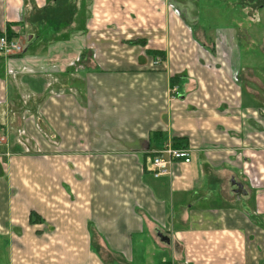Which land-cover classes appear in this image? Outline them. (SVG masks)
I'll use <instances>...</instances> for the list:
<instances>
[{
  "label": "crops",
  "instance_id": "obj_1",
  "mask_svg": "<svg viewBox=\"0 0 264 264\" xmlns=\"http://www.w3.org/2000/svg\"><path fill=\"white\" fill-rule=\"evenodd\" d=\"M199 10L0 0V264H264V79Z\"/></svg>",
  "mask_w": 264,
  "mask_h": 264
},
{
  "label": "rangeland",
  "instance_id": "obj_2",
  "mask_svg": "<svg viewBox=\"0 0 264 264\" xmlns=\"http://www.w3.org/2000/svg\"><path fill=\"white\" fill-rule=\"evenodd\" d=\"M199 19L194 30L205 31L211 36L233 30L234 43H239V78H246L250 84L256 81L257 72L264 75V0H200ZM259 15V22L256 17ZM160 65L161 57L155 58ZM237 65V64H236ZM237 67V66H236ZM248 68L255 69L250 70ZM173 93V92H172Z\"/></svg>",
  "mask_w": 264,
  "mask_h": 264
},
{
  "label": "built area",
  "instance_id": "obj_3",
  "mask_svg": "<svg viewBox=\"0 0 264 264\" xmlns=\"http://www.w3.org/2000/svg\"><path fill=\"white\" fill-rule=\"evenodd\" d=\"M26 46L18 37H10L7 31L0 35V53L5 57H14L25 52ZM158 63V61H156ZM174 91L176 88L173 89ZM4 142V138L0 139ZM191 149L186 147H176L173 143H167L162 149L157 151L152 157V172L155 177L168 175L172 165L176 161L185 163L191 162Z\"/></svg>",
  "mask_w": 264,
  "mask_h": 264
},
{
  "label": "trees",
  "instance_id": "obj_4",
  "mask_svg": "<svg viewBox=\"0 0 264 264\" xmlns=\"http://www.w3.org/2000/svg\"><path fill=\"white\" fill-rule=\"evenodd\" d=\"M6 31L10 37H16L17 36L16 33L12 32L10 29H7ZM2 34H3V32H0V35H2Z\"/></svg>",
  "mask_w": 264,
  "mask_h": 264
},
{
  "label": "clouds",
  "instance_id": "obj_5",
  "mask_svg": "<svg viewBox=\"0 0 264 264\" xmlns=\"http://www.w3.org/2000/svg\"><path fill=\"white\" fill-rule=\"evenodd\" d=\"M259 19H260V17H259V15H257L256 21L259 22Z\"/></svg>",
  "mask_w": 264,
  "mask_h": 264
}]
</instances>
